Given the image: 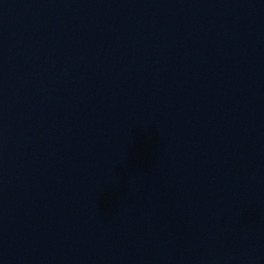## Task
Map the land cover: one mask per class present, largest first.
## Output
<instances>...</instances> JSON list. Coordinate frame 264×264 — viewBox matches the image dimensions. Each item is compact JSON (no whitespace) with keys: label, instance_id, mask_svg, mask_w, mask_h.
I'll list each match as a JSON object with an SVG mask.
<instances>
[{"label":"water","instance_id":"water-1","mask_svg":"<svg viewBox=\"0 0 264 264\" xmlns=\"http://www.w3.org/2000/svg\"><path fill=\"white\" fill-rule=\"evenodd\" d=\"M0 264H264V0H0Z\"/></svg>","mask_w":264,"mask_h":264}]
</instances>
